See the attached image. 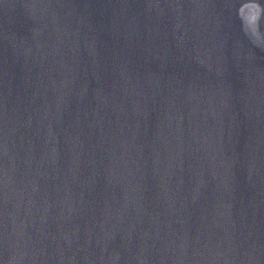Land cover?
<instances>
[{"label": "water", "instance_id": "95a60500", "mask_svg": "<svg viewBox=\"0 0 264 264\" xmlns=\"http://www.w3.org/2000/svg\"><path fill=\"white\" fill-rule=\"evenodd\" d=\"M0 264H264V0H0Z\"/></svg>", "mask_w": 264, "mask_h": 264}]
</instances>
